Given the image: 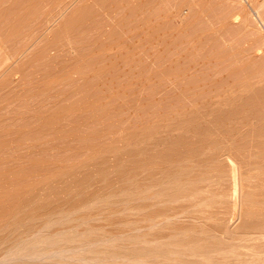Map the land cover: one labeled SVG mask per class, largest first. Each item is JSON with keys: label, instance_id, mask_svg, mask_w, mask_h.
<instances>
[{"label": "rangeland", "instance_id": "374dc122", "mask_svg": "<svg viewBox=\"0 0 264 264\" xmlns=\"http://www.w3.org/2000/svg\"><path fill=\"white\" fill-rule=\"evenodd\" d=\"M263 96L264 0H0V264H264Z\"/></svg>", "mask_w": 264, "mask_h": 264}, {"label": "bare ground", "instance_id": "6f19581e", "mask_svg": "<svg viewBox=\"0 0 264 264\" xmlns=\"http://www.w3.org/2000/svg\"><path fill=\"white\" fill-rule=\"evenodd\" d=\"M113 1V0H112ZM129 1V0H128ZM134 1H136V0H134ZM138 1V0H137ZM165 1V0H164ZM119 2V1H118ZM140 2V1H139ZM168 2V1H167ZM180 2V1H179ZM117 3V2H116ZM129 3V2H128ZM132 3V2H131ZM156 3V2H155ZM169 3V2H168ZM95 4H96V2H95ZM103 4H105V3H103ZM145 4V3H144ZM120 5H122V4H120ZM119 7V6H118ZM127 7V6H126ZM144 7V6H143ZM100 8V7H99ZM102 8V7H101ZM109 8V7H108ZM111 8V7H110ZM117 8V7H116ZM157 8V7H156ZM105 9V8H104ZM115 9V8H114ZM151 9V8H150ZM161 9V8H160ZM119 10V9H118ZM126 10H127V8H126ZM142 10V9H141ZM87 11V10H86ZM104 11H106V10H104ZM149 11V10H148ZM100 12V11H99ZM129 12V11H128ZM139 12V11H138ZM145 12V11H144ZM150 12V11H149ZM112 13V12H111ZM163 13H164V10H163ZM167 13V12H166ZM93 14V13H92ZM131 14V13H130ZM141 14V13H140ZM161 14V13H160ZM83 15V14H82ZM162 15V14H161ZM74 16V15H73ZM86 16V15H85ZM130 17V16H129ZM160 17V16H159ZM141 18V17H140ZM143 18V17H142ZM74 19V18H73ZM112 19V18H111ZM129 19V18H128ZM137 19V18H136ZM93 20V19H92ZM120 20V19H119ZM123 20V19H122ZM159 20V19H158ZM160 20H161V18H160ZM79 21V20H78ZM129 21V20H128ZM146 21H147V19H146ZM141 22V21H140ZM167 22V21H166ZM76 23H78V22H76ZM80 23V22H79ZM126 23V22H125ZM111 24V23H110ZM135 24V23H134ZM158 24V23H157ZM72 25V24H71ZM159 25V24H158ZM111 26H112V24H111ZM72 27V26H71ZM163 27H165V26H163ZM82 28V27H81ZM129 28V27H128ZM157 28V27H156ZM180 28H182V27H180ZM147 29V28H146ZM158 29V28H157ZM66 30V29H65ZM107 30V29H106ZM181 30V29H180ZM183 30H185V29H183ZM71 31V30H70ZM126 31V30H125ZM147 31V30H146ZM149 31V30H148ZM177 31H179V30H177ZM75 32V31H74ZM180 32V31H179ZM116 33H118V32H116ZM139 33V32H138ZM166 33V32H165ZM172 33V32H171ZM178 33V32H177ZM112 34V33H111ZM146 34V33H145ZM144 34V35H145ZM149 34V33H148ZM162 34V33H161ZM117 35V34H116ZM142 35V34H141ZM158 35H160V34H158ZM165 35V34H164ZM126 36V35H125ZM147 36V35H146ZM167 36V35H166ZM174 36V35H173ZM144 37V36H143ZM143 37H141V39L143 38ZM148 37V36H147ZM153 37V36H152ZM159 37V36H158ZM116 38V37H115ZM118 38V37H117ZM129 38V37H128ZM170 38V37H169ZM180 37H178V39H179ZM152 39H154V38H152ZM173 39H174V37H173ZM134 40V39H133ZM145 40V39H144ZM147 40V39H146ZM171 40H172V38H171ZM180 40V39H179ZM110 41H111V39H110ZM109 41V42H110ZM120 41V40H119ZM139 41H141V40H139ZM138 41V42H139ZM162 41V40H161ZM116 42V41H115ZM137 42V43H138ZM160 42V41H159ZM172 42V41H171ZM170 42V43H171ZM176 42V41H175ZM112 44V43H111ZM140 44V43H139ZM144 43H142V45H143ZM146 44V43H145ZM113 45H114V43H113ZM141 45V44H140ZM147 46V45H146ZM166 46V45H165ZM120 47H121V45H120ZM119 47V48H120ZM127 47V46H126ZM145 47V46H144ZM143 47V48H144ZM151 47V46H150ZM147 48H149V47H147ZM162 48H164V47H162ZM118 49V48H117ZM122 49H124V47L122 48ZM121 50V49H120ZM125 50V49H124ZM123 51V50H122ZM158 51H159V49H158ZM118 52V51H117ZM121 52V51H120ZM154 52V51H153ZM155 53V52H154ZM162 53V52H161ZM130 54V53H129ZM129 54H127V55H129ZM120 55V54H119ZM127 55H125V56H127ZM150 55V54H149ZM157 55V54H156ZM159 55V54H158ZM131 56V55H130ZM114 57V56H113ZM129 57V56H128ZM151 57V56H150ZM153 57V56H152ZM122 58V57H121ZM118 60H119V58H118ZM129 60V59H128ZM153 60V59H152ZM114 61V60H113ZM116 61V60H115ZM146 61V60H145ZM150 61V60H149ZM128 63H130V62H128ZM234 71V70H233ZM236 78V77H235ZM234 78V79H235ZM236 82V81H235ZM236 85V84H235ZM232 86V85H231ZM233 87V86H232ZM256 96V95H255ZM251 97V96H250ZM264 97V96H263ZM255 98V97H254ZM245 102L247 101V100H244ZM258 101V100H257ZM249 102V101H248ZM256 102V101H255ZM264 107V106H263ZM239 108V107H238ZM241 109V108H240ZM248 109V108H247ZM236 112V111H235ZM247 113V112H246ZM249 113V112H248ZM247 113V114H248ZM230 120V119H229ZM233 123H234V121H233ZM228 154H230V153H228ZM233 170V169H232ZM232 174H233V171H232ZM264 174V173H263ZM88 248V247H87ZM261 248V247H260ZM85 249V248H84ZM90 249V247L88 248V249H85V250H89ZM84 250V251H85ZM87 251H85V252H87ZM89 251H91V253L92 252H96V251H94V249L93 250H89ZM82 253V252H81ZM86 256V255H85ZM98 259H100V258H98ZM97 260V259H96ZM245 263H247V261L245 262Z\"/></svg>", "mask_w": 264, "mask_h": 264}]
</instances>
